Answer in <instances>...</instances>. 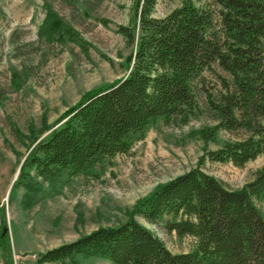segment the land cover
<instances>
[{
  "label": "trees",
  "instance_id": "1",
  "mask_svg": "<svg viewBox=\"0 0 264 264\" xmlns=\"http://www.w3.org/2000/svg\"><path fill=\"white\" fill-rule=\"evenodd\" d=\"M179 1L164 18L152 17L158 0L139 1L137 30L117 31L134 45L129 73L68 109L28 153L11 190L23 187L25 205H32L42 189L38 180L65 185L95 176L97 167L127 154L157 123H186L198 109L203 74L216 65L231 80L219 78L223 91L208 105L217 124L200 137L215 141L218 130L248 136L205 151L199 166L141 199L133 212L149 224L169 217L164 229L192 238L193 249L171 253L130 215L116 227L46 251L38 264H75L77 257L111 264H264V217L255 204L264 203V168L237 190L200 169L203 160L242 167L264 154V0H212L213 7ZM0 225L4 264H12L2 209Z\"/></svg>",
  "mask_w": 264,
  "mask_h": 264
},
{
  "label": "rangeland",
  "instance_id": "2",
  "mask_svg": "<svg viewBox=\"0 0 264 264\" xmlns=\"http://www.w3.org/2000/svg\"><path fill=\"white\" fill-rule=\"evenodd\" d=\"M140 0H0V209L5 215L12 264H38L40 255L100 228H113L131 215L173 253L193 249L164 229L169 217L147 223L136 204L171 179L199 166L205 151L246 138L243 131L218 130L215 141L199 134L217 124L209 109L230 76L218 66L203 74L198 109L186 123H157L127 154L95 169V176L60 185L43 183L27 205L23 187L14 190L32 148L57 128L61 116L89 91L125 77L134 45L119 27L138 26ZM212 6V0H191ZM179 0H158L152 17L164 18ZM220 78V79H219ZM264 168V154L242 167L201 161L200 169L227 190H237ZM33 175V171H29ZM26 203V205H25ZM264 217V203L256 202ZM3 225H0V232ZM5 260L0 251V264ZM56 264V263H45ZM75 264H111L77 257Z\"/></svg>",
  "mask_w": 264,
  "mask_h": 264
}]
</instances>
